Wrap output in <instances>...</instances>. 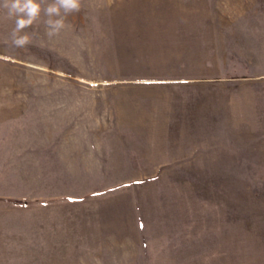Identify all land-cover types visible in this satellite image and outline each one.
Segmentation results:
<instances>
[{"label": "rangeland", "instance_id": "obj_1", "mask_svg": "<svg viewBox=\"0 0 264 264\" xmlns=\"http://www.w3.org/2000/svg\"><path fill=\"white\" fill-rule=\"evenodd\" d=\"M43 19L0 11V264H264V0Z\"/></svg>", "mask_w": 264, "mask_h": 264}, {"label": "clouds", "instance_id": "obj_2", "mask_svg": "<svg viewBox=\"0 0 264 264\" xmlns=\"http://www.w3.org/2000/svg\"><path fill=\"white\" fill-rule=\"evenodd\" d=\"M0 11L13 21L8 38L15 48L28 46L34 33L27 31L41 21L51 38L66 27V18L81 11V0H0Z\"/></svg>", "mask_w": 264, "mask_h": 264}]
</instances>
